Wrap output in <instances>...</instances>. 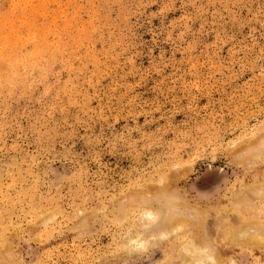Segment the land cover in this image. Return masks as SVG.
Here are the masks:
<instances>
[{
	"label": "rangeland",
	"instance_id": "obj_1",
	"mask_svg": "<svg viewBox=\"0 0 264 264\" xmlns=\"http://www.w3.org/2000/svg\"><path fill=\"white\" fill-rule=\"evenodd\" d=\"M194 244L264 264V0H0V264Z\"/></svg>",
	"mask_w": 264,
	"mask_h": 264
},
{
	"label": "bare ground",
	"instance_id": "obj_2",
	"mask_svg": "<svg viewBox=\"0 0 264 264\" xmlns=\"http://www.w3.org/2000/svg\"><path fill=\"white\" fill-rule=\"evenodd\" d=\"M6 46V45H5ZM153 213H155V212H153ZM152 212L151 213H145L144 214V216H142L143 218H144V224H146V222H145V220H148V219H151L152 217H157V212L155 213V214H153ZM149 217V218H148ZM142 218V219H143ZM145 218H147V219H145ZM148 222H149V220H148ZM147 222V223H148ZM177 222V221H176ZM183 222V221H182ZM178 223V222H177ZM143 224V225H144ZM140 225H141V223H140ZM175 225L176 226H179V227H182V224H180V223H178V225L177 224H175V222H174V225H173V223H172V225H170V227L169 228H172L171 226H173V227H175ZM181 225V226H180ZM183 226H184V228L186 227L185 226V223L183 224ZM167 229L165 232H166V234H170L171 232H172V229ZM175 229V228H174ZM165 230V229H164ZM171 230V231H170ZM177 230V229H176ZM175 230V231H176ZM179 230V229H178ZM137 231V230H136ZM175 231H174V233H175ZM135 232V231H134ZM134 232H132L133 234H134ZM164 232V231H163ZM177 232V231H176ZM157 233H159V231L157 232ZM157 233H155V236H154V238L156 237V235H161L162 234V236H159V239L162 237V238H164L163 237V234L164 233H159V234H157ZM174 233H172V234H174ZM130 235H132V234H130ZM167 235V236H168ZM139 236H141L140 235V232H139V234L136 236V237H134L133 238V236L132 237H130L129 236V238L130 239H128V242H132L131 244L134 246L133 247V249H136V248H140V249H144V248H142V247H145V244H146V241H148V240H141V241H139ZM153 236V235H152ZM165 236V235H164ZM167 236H165V237H167ZM243 236V235H242ZM138 238V239H137ZM252 238L253 239H255V240H258V238H259V236H256V233H255V235H253L252 236ZM156 239V238H155ZM153 242V241H152ZM201 242V241H200ZM202 243H204V242H202ZM147 244H148V242H147ZM131 245V246H132ZM199 246V245H198ZM202 247V246H201ZM197 248L196 246H195V244L192 246V248L191 249H189L188 251H187V253H186V255L183 257V259H184V263H187V264H208V262L210 261V260H213V258L211 259V257L210 256H212V254H207V246H205V244H204V248L202 247V248ZM139 250V249H138ZM137 250V251H138ZM185 251V250H184ZM207 251V252H206ZM212 253V252H211ZM208 255H210V256H208Z\"/></svg>",
	"mask_w": 264,
	"mask_h": 264
}]
</instances>
